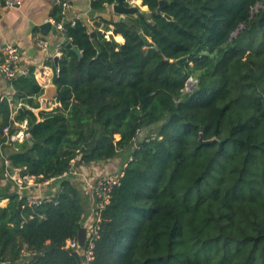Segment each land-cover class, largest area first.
<instances>
[{"label": "trees", "instance_id": "16d2710c", "mask_svg": "<svg viewBox=\"0 0 264 264\" xmlns=\"http://www.w3.org/2000/svg\"><path fill=\"white\" fill-rule=\"evenodd\" d=\"M165 1L92 34L64 23L59 106L37 118L43 89L29 67L9 80L10 101L25 104L14 117L0 99V134L32 129L0 144L41 179L120 157L90 264H264V0ZM75 180L56 178L38 206L0 189V264H84L64 247L93 203Z\"/></svg>", "mask_w": 264, "mask_h": 264}, {"label": "crops", "instance_id": "0c3cea01", "mask_svg": "<svg viewBox=\"0 0 264 264\" xmlns=\"http://www.w3.org/2000/svg\"><path fill=\"white\" fill-rule=\"evenodd\" d=\"M2 1L4 0L0 1V7H2V15L0 17V60L3 58V49L7 44L17 46L22 52L21 64L27 72L29 67H33L34 77L39 86L43 89L42 93L37 97V101H39L40 97H44L50 101L52 106L58 107L59 103L55 100L57 88L53 81L54 76L56 75V63L54 58L57 57L58 62L61 56V45L64 42V38L51 22V19L53 20L51 13L55 6L54 0H19V3L11 8L2 6ZM64 1L69 5L68 16L83 21L89 27L90 32H93L95 29L103 30L104 20L119 19L121 15L120 13L113 11L112 5L106 6L98 11L91 10L92 0ZM45 21L51 22L52 28L47 35H42L39 30V25ZM95 21L101 25L100 28L94 24ZM110 28H112V26H110ZM53 29L57 31V34H53ZM37 38H43L48 43L46 50H42L38 46L36 43ZM13 93L14 90L10 85V81L0 73V99L5 98L9 101L11 117H14L18 110L25 105L22 102L12 103L10 100L13 97ZM31 109L40 120L38 113L45 109H42L39 106ZM17 126L18 130L24 127V131L26 128L25 123L18 124ZM2 136H4V134H0V137ZM28 136L21 137L17 141H22ZM0 146L6 154L3 144H0ZM115 160L117 159L113 158L109 161L92 163L91 167H84L80 164L74 169L82 171L86 180L90 181V179L96 177L99 173L106 171L105 168L110 167L112 170H117L120 164ZM2 168V161L0 159V189L3 190L8 187L9 191L12 192V183L5 181L2 175ZM76 180L80 181L79 177L76 176ZM82 187L89 191L84 183L82 184ZM56 190V184L53 182L50 185L43 187V192H41L48 195L53 194ZM32 193L37 194V191L32 188L23 191L24 195H31ZM90 199L92 200L91 196ZM7 202V198L0 199V206H5ZM91 207L92 205L89 203L87 205V212H89L88 215L91 213ZM84 222H82V225Z\"/></svg>", "mask_w": 264, "mask_h": 264}, {"label": "built area", "instance_id": "2783aa9c", "mask_svg": "<svg viewBox=\"0 0 264 264\" xmlns=\"http://www.w3.org/2000/svg\"><path fill=\"white\" fill-rule=\"evenodd\" d=\"M124 4L127 6H140V0H123ZM5 7H14L19 3V0H4ZM54 4L60 7V20L54 21L51 19V22L55 26V28L64 36V23L70 22L71 25H74L76 18H70L68 16V8L69 5L64 0H54ZM115 4V3H114ZM1 5V2H0ZM113 5V4H112ZM2 15V7H0V17ZM64 38V37H63ZM36 43L42 50H46L48 47V43L43 38H37ZM63 44V43H62ZM62 46V45H61ZM3 58L0 60V73L4 75L8 80H12L19 75H23L27 73V70L21 64L22 60V52L21 50L14 45L7 44L3 49ZM58 68H55V74L58 75ZM39 107L45 110H49L55 108L51 105L50 101L47 98L40 97L39 98ZM23 126V124H22ZM23 128H20L18 131L9 134V127L3 128V134L6 136L5 143H9L11 141L19 140V138L26 137L28 135L23 133ZM0 159L2 161V175L5 181L12 183L13 190L12 192L19 193L22 197H24L27 201L28 205H40L43 201H52V194H43L42 188L50 185L56 180V178H62L68 175H76L79 179L84 180V184L88 187L89 192L91 193V198L93 200L94 206L91 209L90 215L84 218V224L82 227L85 228V244L84 247L81 248L78 244L77 237L69 238L65 242V248L73 249V250H81V255L83 256L84 264H90L93 259V249H94V241L97 236L98 230V221H99V213L101 209L108 203L110 198V192L112 187L118 183L119 175L116 174H104L99 173L96 177L87 181L84 173L82 171H78L74 168L69 169L67 172H63L57 177L51 178H42L41 176H34L22 173V169L18 167H13L10 164V160L3 151L0 146ZM82 165V164H81ZM84 167H91V165H82ZM95 180L94 184L91 182ZM34 189L37 191V194L24 195L23 191L28 189ZM42 191V192H41Z\"/></svg>", "mask_w": 264, "mask_h": 264}, {"label": "water", "instance_id": "95a60500", "mask_svg": "<svg viewBox=\"0 0 264 264\" xmlns=\"http://www.w3.org/2000/svg\"><path fill=\"white\" fill-rule=\"evenodd\" d=\"M166 3H167V1H165V0H159V5L157 6V8L155 10L147 11L146 9H144V6H141V5L140 6H127L124 4L123 0H117V2L112 5V9H113V11L121 14L119 17V20H123L125 18V16L128 14H136L138 12H144V15L147 18H149L155 14H160L162 12V7ZM4 4H5L4 1H2V5H4ZM164 16L167 19H170V16L168 14H164ZM94 24L99 28L101 27V25L97 21H95ZM51 28H52L51 22H49V21H45L39 25V30H40V33L42 35H47L50 32ZM52 32H53V34H57V31L55 29H53ZM91 34H92V32H91ZM66 45L69 47H72V44L70 42H67ZM74 50L78 52V50L76 48H74ZM54 61L57 64V57L54 58ZM190 83L191 82L189 81L187 83V85L190 86L191 85ZM31 129H32V126H28L24 129L23 133L26 135H29ZM136 141H137V138L135 139V142ZM29 143H32V141H29ZM85 234H86L85 228L80 227L78 232H77V241H78V244L81 248H83L84 244H85ZM82 259H83V256H82Z\"/></svg>", "mask_w": 264, "mask_h": 264}, {"label": "rangeland", "instance_id": "374dc122", "mask_svg": "<svg viewBox=\"0 0 264 264\" xmlns=\"http://www.w3.org/2000/svg\"><path fill=\"white\" fill-rule=\"evenodd\" d=\"M147 11H148V9L147 8H145ZM186 88L187 89H190L191 87L190 86H186ZM117 160H115V161H117V163H119V161H120V157H118V158H116ZM106 169V171H103V173L105 174H116L118 171L117 170H112L110 167L109 168H105ZM84 180H75V184H76V186L80 189V191H82L83 193H85L86 195H87V193H88V195H91V193L89 192V191H87V189H84L83 187H82V184L84 183L83 182ZM94 182H95V180H93L91 183L92 184H94ZM94 206V204L92 203V207ZM92 207H91V209H92ZM86 216H83V220H84V218H85Z\"/></svg>", "mask_w": 264, "mask_h": 264}]
</instances>
